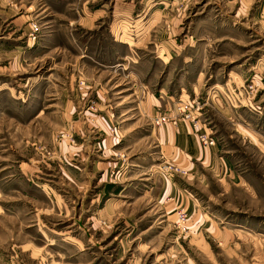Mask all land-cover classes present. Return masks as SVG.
<instances>
[{
    "label": "rangeland",
    "instance_id": "rangeland-1",
    "mask_svg": "<svg viewBox=\"0 0 264 264\" xmlns=\"http://www.w3.org/2000/svg\"><path fill=\"white\" fill-rule=\"evenodd\" d=\"M0 264H264V0H0Z\"/></svg>",
    "mask_w": 264,
    "mask_h": 264
},
{
    "label": "crops",
    "instance_id": "crops-1",
    "mask_svg": "<svg viewBox=\"0 0 264 264\" xmlns=\"http://www.w3.org/2000/svg\"><path fill=\"white\" fill-rule=\"evenodd\" d=\"M198 132L191 123L181 121L178 125L167 124L156 128L154 138L159 146L171 147L175 153L173 160L192 173L198 172L199 166L217 172L225 165L228 177L236 178L231 168L227 167L225 157H222V148L218 145L204 146L200 139L203 132Z\"/></svg>",
    "mask_w": 264,
    "mask_h": 264
},
{
    "label": "built area",
    "instance_id": "built-area-1",
    "mask_svg": "<svg viewBox=\"0 0 264 264\" xmlns=\"http://www.w3.org/2000/svg\"><path fill=\"white\" fill-rule=\"evenodd\" d=\"M184 113H182V115L184 116L185 119H189L190 117V114H185V109L182 110ZM193 119V118H191ZM179 120L180 118H171V117H168L166 115H163V116H159L155 119V124L160 126V125H163V124H173V125H178L179 124ZM194 127L195 129L199 128V122H195L194 123ZM200 139L203 143L204 146L206 147H209V146H214L216 144V141H215V138H212L210 135H208L207 133H202L200 135ZM175 171H181V172H184L186 173V171H183V170H180L178 167H175ZM178 223L179 225L181 224H184L187 220V215L185 212L183 211H180L178 212Z\"/></svg>",
    "mask_w": 264,
    "mask_h": 264
}]
</instances>
